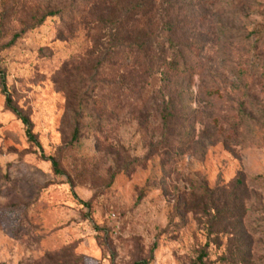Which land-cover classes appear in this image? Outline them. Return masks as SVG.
<instances>
[{
	"label": "rangeland",
	"instance_id": "1",
	"mask_svg": "<svg viewBox=\"0 0 264 264\" xmlns=\"http://www.w3.org/2000/svg\"><path fill=\"white\" fill-rule=\"evenodd\" d=\"M33 260L264 264V0H0V263Z\"/></svg>",
	"mask_w": 264,
	"mask_h": 264
},
{
	"label": "trees",
	"instance_id": "2",
	"mask_svg": "<svg viewBox=\"0 0 264 264\" xmlns=\"http://www.w3.org/2000/svg\"><path fill=\"white\" fill-rule=\"evenodd\" d=\"M61 11H56V12H51V15H56L58 13H60ZM150 45H144L143 46V52L145 53L146 56H149V52H150ZM157 67L161 68V74L163 75V82L167 83L170 81L171 78V72H175V73H182L185 72V65H186V61L185 58H183V56L179 55V54H172V56H166L164 53H162L161 55H158L157 58ZM147 66L149 67V62L147 61ZM7 105L9 107H11L12 111L21 119V121L23 122V124L26 127V131H27V135L28 137L33 140L34 139V135L31 132V121L30 119L22 114V112L15 106L11 105V100L9 98H7ZM163 130H164V135L170 133V131L173 129V125H172V117H173V113H171L170 110V105L168 103H166L164 110H163ZM189 121L186 119H183V121L181 122L180 126H179V130H181L183 127H185V129L189 130ZM51 165L54 169H57V162L55 159H53L52 157L49 158ZM57 264L54 263L53 260H33L32 263H28V264ZM3 264V263H0Z\"/></svg>",
	"mask_w": 264,
	"mask_h": 264
}]
</instances>
